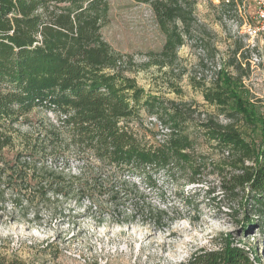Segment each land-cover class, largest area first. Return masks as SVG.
I'll use <instances>...</instances> for the list:
<instances>
[{
	"label": "trees",
	"instance_id": "trees-1",
	"mask_svg": "<svg viewBox=\"0 0 264 264\" xmlns=\"http://www.w3.org/2000/svg\"><path fill=\"white\" fill-rule=\"evenodd\" d=\"M149 3L166 41L159 53L151 52L148 65L173 66L195 22V1ZM109 19L110 0H0V152L13 145L8 129L32 110L44 109L53 117L51 137L42 140L47 144L31 154L44 158H15L0 167V217L10 213L38 221L44 207L51 218L70 216L65 204L82 206L87 199L89 210L110 206L126 221L149 214L159 225L169 214L172 221L182 213L176 203L153 208L147 190L160 192L161 177L203 183L201 169L212 166L226 195L245 193L239 202L244 232L257 226L264 235V132L256 146L231 123L201 121L196 126L224 155L208 164L186 131L191 109L175 101L166 104L127 75L131 57L115 50L102 33ZM238 87L222 72L203 87L204 100L227 121L238 116L253 123L254 110ZM145 114L161 130L145 126ZM69 155L75 158H57ZM191 196L183 199L185 206ZM0 264L27 263L0 257ZM179 264L262 262L258 249L242 247L227 235L216 248L196 251Z\"/></svg>",
	"mask_w": 264,
	"mask_h": 264
},
{
	"label": "rangeland",
	"instance_id": "rangeland-1",
	"mask_svg": "<svg viewBox=\"0 0 264 264\" xmlns=\"http://www.w3.org/2000/svg\"><path fill=\"white\" fill-rule=\"evenodd\" d=\"M194 1L195 22L173 66L160 69L148 65L151 52L159 53L166 41L149 0H110V19L102 33L115 50L131 57L126 73L146 93L166 104L175 101L191 109L192 124L185 126L186 131L198 153L205 156L202 159L214 164L224 155L196 126L201 121L212 118L214 122L231 123L249 142L256 146L262 143L264 32L256 37L247 33L250 25L257 24V0ZM222 72L239 84L238 91L254 110L253 123L238 116L227 121L220 109L204 100L203 87L214 83ZM50 118V113L36 108L11 126L8 134L13 145L0 152V158H4L3 162L0 159V167L5 161L13 163L15 158H44L31 154L47 144L42 142L44 138L51 137ZM144 120L145 126H158L149 115L145 114ZM215 171L212 166L203 167L198 176L203 182L200 184L161 177L160 192L147 190L145 197L153 208L166 209L167 204L176 203L182 213L172 221L174 215L169 214L159 225L149 214L126 221L119 210L110 206L102 212L95 207L89 210L87 199L82 206L73 201L65 204L70 216L51 218L47 207L38 221H30L32 216L6 213L0 217V257L27 264H179L196 251L216 248L230 235L240 246L258 249L264 264L263 233L257 226L244 232L245 212L239 202L245 193L240 191L237 198L226 195L221 188L222 177ZM175 192L179 196L174 197ZM190 196L192 202L185 206L183 199ZM194 204L201 214L195 211Z\"/></svg>",
	"mask_w": 264,
	"mask_h": 264
},
{
	"label": "built area",
	"instance_id": "built-area-1",
	"mask_svg": "<svg viewBox=\"0 0 264 264\" xmlns=\"http://www.w3.org/2000/svg\"><path fill=\"white\" fill-rule=\"evenodd\" d=\"M257 3H258V10L256 13L257 24L254 26L250 25L247 29V33L251 37H256L260 33L264 32V0H257Z\"/></svg>",
	"mask_w": 264,
	"mask_h": 264
}]
</instances>
